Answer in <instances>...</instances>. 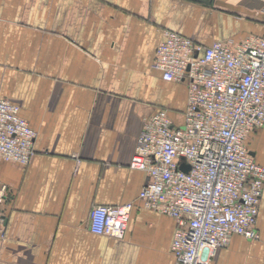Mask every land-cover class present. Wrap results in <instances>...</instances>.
<instances>
[{
  "label": "crops",
  "instance_id": "obj_1",
  "mask_svg": "<svg viewBox=\"0 0 264 264\" xmlns=\"http://www.w3.org/2000/svg\"><path fill=\"white\" fill-rule=\"evenodd\" d=\"M262 0H0V97L35 131L26 165L0 161L5 239L0 264H173L175 221L147 209L129 168L143 119L182 124L187 84L153 69L168 29L202 44L264 33ZM246 145L264 165V126ZM131 203L122 239L88 229L95 206ZM259 239L233 236L209 264H264Z\"/></svg>",
  "mask_w": 264,
  "mask_h": 264
},
{
  "label": "built area",
  "instance_id": "obj_2",
  "mask_svg": "<svg viewBox=\"0 0 264 264\" xmlns=\"http://www.w3.org/2000/svg\"><path fill=\"white\" fill-rule=\"evenodd\" d=\"M152 67L164 82L187 84L183 121L174 124L165 109L144 118L129 168L147 177L138 195L143 206L176 223L173 264H209L233 236L259 239L264 165L255 162L246 139L264 126V33L206 46L165 29ZM35 136L19 106L0 97V161L26 166ZM5 199L0 185V247ZM132 209L131 203L95 206L88 229L122 239Z\"/></svg>",
  "mask_w": 264,
  "mask_h": 264
},
{
  "label": "water",
  "instance_id": "obj_3",
  "mask_svg": "<svg viewBox=\"0 0 264 264\" xmlns=\"http://www.w3.org/2000/svg\"><path fill=\"white\" fill-rule=\"evenodd\" d=\"M188 169H189V167H187V166L186 167L185 166L182 167V170H184V171H188Z\"/></svg>",
  "mask_w": 264,
  "mask_h": 264
}]
</instances>
